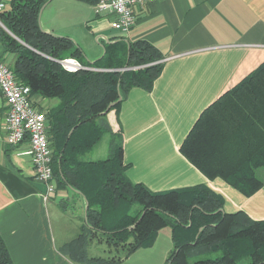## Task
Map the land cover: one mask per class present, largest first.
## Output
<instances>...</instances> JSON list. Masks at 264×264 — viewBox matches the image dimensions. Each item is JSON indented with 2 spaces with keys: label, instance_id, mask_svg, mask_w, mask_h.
<instances>
[{
  "label": "trees",
  "instance_id": "16d2710c",
  "mask_svg": "<svg viewBox=\"0 0 264 264\" xmlns=\"http://www.w3.org/2000/svg\"><path fill=\"white\" fill-rule=\"evenodd\" d=\"M8 1L0 13V45L16 56L11 67L32 96L56 102L46 111L55 181L89 202L86 227L67 248L85 257L90 240L101 232L109 246L124 248V256L92 261L117 264L153 247L159 233L170 228L174 247L166 264H264V220L225 212L224 197L207 185L153 191L126 174L120 108L131 89H153L163 70L159 50L146 41L119 42L108 45L99 61L85 64L71 39L42 30L40 12L48 0ZM67 57L85 69L65 71L58 60ZM125 67L130 70L121 72ZM262 126L264 63L202 113L181 153L209 179L221 178L251 197L264 186L258 177L264 139L254 133ZM107 134L108 157L86 160ZM0 264H14L1 236Z\"/></svg>",
  "mask_w": 264,
  "mask_h": 264
},
{
  "label": "crops",
  "instance_id": "0c3cea01",
  "mask_svg": "<svg viewBox=\"0 0 264 264\" xmlns=\"http://www.w3.org/2000/svg\"><path fill=\"white\" fill-rule=\"evenodd\" d=\"M101 1L48 0L39 22L43 31L71 39L90 64L119 42L146 41L161 53L163 70L153 89H131L120 108L128 178L153 191L207 185L224 197L225 212L242 211L255 221L264 220V186L246 197L221 178L209 179L181 153L202 113L264 63V0H157L136 7L128 34L112 28L113 14L97 12ZM5 5L7 9L8 0ZM15 59L0 45L1 61L12 66ZM34 100L45 111L56 105ZM7 112L0 91V236L13 263L96 264V258L112 259L90 249L92 243H106L101 232L90 240L85 257L67 248L86 227L87 199L69 186L58 188L56 181L55 196L45 199L46 186L25 154L28 142H7ZM260 129L254 133L264 139V127ZM110 141L111 134L105 135L86 160H105ZM258 177L264 180V169ZM165 229L168 242L160 250L156 240L153 247L117 264H166L174 245L171 229Z\"/></svg>",
  "mask_w": 264,
  "mask_h": 264
},
{
  "label": "built area",
  "instance_id": "2783aa9c",
  "mask_svg": "<svg viewBox=\"0 0 264 264\" xmlns=\"http://www.w3.org/2000/svg\"><path fill=\"white\" fill-rule=\"evenodd\" d=\"M155 1L157 0H102L97 6V12L113 14L115 20L112 22V28L122 34H128L136 22V7ZM5 7V0H2L0 13L6 10ZM0 25L3 26L1 21ZM58 63L69 73L85 69L80 60L72 57L58 60ZM0 91L8 107L4 125L7 142L12 146L28 142L29 148L25 154L32 158L37 179L46 186L45 199L48 200L55 196L57 190L46 111L37 107L31 88L23 85L12 67L1 60Z\"/></svg>",
  "mask_w": 264,
  "mask_h": 264
},
{
  "label": "rangeland",
  "instance_id": "374dc122",
  "mask_svg": "<svg viewBox=\"0 0 264 264\" xmlns=\"http://www.w3.org/2000/svg\"><path fill=\"white\" fill-rule=\"evenodd\" d=\"M103 14H107V12H104ZM81 61L85 64L90 63L88 59H86V57L83 56V58L81 59ZM43 111H45L44 109H42ZM166 229H163L161 231V233L158 235L157 237V241H160L161 244L157 246V249L160 250V248H162L163 246V242L167 241V236L168 233H166L167 231H165ZM172 239V237H171ZM168 242V241H167ZM93 249L92 252L96 255H107L106 258H114L117 257L118 255H122L124 253V248L123 247H117V246H109L106 243H92V245L90 246V249ZM116 259V258H114Z\"/></svg>",
  "mask_w": 264,
  "mask_h": 264
},
{
  "label": "water",
  "instance_id": "95a60500",
  "mask_svg": "<svg viewBox=\"0 0 264 264\" xmlns=\"http://www.w3.org/2000/svg\"><path fill=\"white\" fill-rule=\"evenodd\" d=\"M45 6H46V4H45ZM45 6L42 8V10H41V12H40V16H41V14H42V12H43ZM127 70H130V68L125 67L124 69L121 70V72H125V71H127ZM121 101H122V97L120 96L119 101L116 102V103L111 104V105L109 106L108 110H107L104 114H107V113L109 112V110H110L113 106H115L117 103H119V102H121ZM74 130H75V128L72 130V132H73ZM72 132H71V133H72ZM78 193H79V192H78ZM88 208H89V202L87 201V209H88ZM145 213H146V212H144V214L142 215V217L145 215ZM142 217H141V218H142ZM133 228H134V227H133Z\"/></svg>",
  "mask_w": 264,
  "mask_h": 264
}]
</instances>
